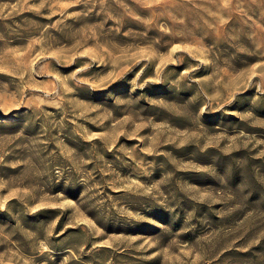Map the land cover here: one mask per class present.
<instances>
[{
	"label": "rangeland",
	"instance_id": "1",
	"mask_svg": "<svg viewBox=\"0 0 264 264\" xmlns=\"http://www.w3.org/2000/svg\"><path fill=\"white\" fill-rule=\"evenodd\" d=\"M0 264H264V0H0Z\"/></svg>",
	"mask_w": 264,
	"mask_h": 264
}]
</instances>
